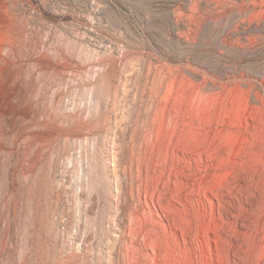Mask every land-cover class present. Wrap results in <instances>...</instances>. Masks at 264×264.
Instances as JSON below:
<instances>
[{"label":"rangeland","instance_id":"1","mask_svg":"<svg viewBox=\"0 0 264 264\" xmlns=\"http://www.w3.org/2000/svg\"><path fill=\"white\" fill-rule=\"evenodd\" d=\"M110 263L264 264V0H0V264Z\"/></svg>","mask_w":264,"mask_h":264},{"label":"bare ground","instance_id":"2","mask_svg":"<svg viewBox=\"0 0 264 264\" xmlns=\"http://www.w3.org/2000/svg\"><path fill=\"white\" fill-rule=\"evenodd\" d=\"M242 2L244 3V4H248V3H253V4H258V0H242ZM156 118V117H155ZM160 122V121H159ZM173 124H175L174 122H173ZM190 125V124H189ZM151 126V125H150ZM161 126V125H160ZM163 127H164V125H163ZM175 127V126H174ZM149 128V127H148ZM174 129V128H173ZM189 129V128H188ZM156 130V129H155ZM147 131V130H146ZM191 131V130H190ZM192 133V132H191ZM144 134V133H143ZM146 134V133H145ZM158 134H159V132H158ZM147 136V135H146ZM145 136V137H146ZM158 136V135H157ZM190 137H191V135H190ZM151 138V137H150ZM159 138V137H158ZM139 140H141V139H139ZM157 140V139H156ZM143 144H144V142H143ZM160 146V145H159ZM147 149H148V147H147ZM140 151H141V149H140ZM113 154H114V152H113ZM133 155V154H132ZM145 155V154H144ZM143 156V155H142ZM132 157V156H131ZM103 159H104V157H103ZM115 159V158H114ZM113 159V160H114ZM127 160V159H126ZM134 159H132V161H133ZM114 162H116V161H114ZM128 162V161H127ZM143 162V161H142ZM133 163V162H132ZM138 164V163H137ZM141 164V163H140ZM95 165V164H94ZM110 165V164H109ZM117 165V164H116ZM104 166V165H103ZM111 166V165H110ZM118 166V165H117ZM132 166V165H131ZM101 169V168H100ZM116 169H118V168H116V166H115V168H114V170H116ZM132 169V168H131ZM118 171V170H117ZM117 171H114V172H117ZM133 172V171H132ZM87 174H89V173H87ZM114 174H117V173H114ZM135 175V174H134ZM103 176V175H102ZM124 177V176H123ZM128 178V177H127ZM132 178H134V177H132ZM122 179H124V178H122L121 177V175L120 174H118V184H117V195L115 196V202H116V207H118V205L121 203L120 201H119V198H121L120 197V194H121V192L122 191H126L127 190V186L126 185H124V183H123V180ZM135 179V178H134ZM140 189V188H139ZM128 191V190H127ZM127 194H128V192H126ZM125 194V193H124ZM106 199V198H105ZM107 200V199H106ZM112 200V199H111ZM125 201V200H124ZM111 202V201H110ZM120 202V203H119ZM127 205V204H126ZM133 205V204H132ZM123 206V205H122ZM117 214H118V212H117ZM114 216H116V215H114ZM131 218H133V217H131ZM114 223H113V226H112V238H113V241H115L114 243H116L117 241L119 242L120 240H122V241H126L125 240V238L127 237V236H130L131 237V234L130 233H133V232H130L129 234L127 233V231H126V225L123 223V222H119L118 221V219H117V217H114V221H113ZM131 222V221H130ZM130 224V223H129ZM139 225V224H138ZM136 227V226H135ZM138 227V226H137ZM137 230V229H136ZM131 231V230H130ZM134 231V230H133ZM135 235V234H134ZM132 236H133V234H132ZM136 236V235H135ZM87 237V236H86ZM86 240H87V238H85ZM106 239V238H105ZM133 240V239H132ZM134 242V241H133ZM141 242V241H140ZM142 243V242H141ZM111 244V243H110ZM116 245H118V244H115L114 246H116ZM81 246V245H80ZM114 249H112L111 251L108 249V251H110V252H108L109 254H110V260H113V259H115L114 258V255L116 254V255H118L117 254V251H115V249H117V248H115V247H113ZM121 248V247H120ZM134 248V247H133ZM111 249V248H110ZM131 249V248H130ZM134 250V249H133ZM138 250V249H137ZM133 252V251H132ZM115 255V256H116ZM119 255H120V252H119ZM128 255V254H127ZM121 256V255H120ZM126 256V255H125ZM137 256V255H136ZM147 256V255H146ZM135 257V256H134ZM112 258V259H111ZM126 258V257H125ZM132 258V257H131ZM147 258H149V257H147ZM100 259V258H99ZM104 259V258H103ZM135 259V258H134ZM145 259H146V257H145ZM131 260V259H130ZM141 260V259H140ZM109 261V260H108ZM126 261H127V258H126ZM132 261V260H131ZM102 262V261H101ZM138 262H139V260H138ZM146 262V261H145ZM148 262V261H147ZM103 263V262H102ZM111 264V263H110ZM123 264H125V263H123ZM127 264V263H126Z\"/></svg>","mask_w":264,"mask_h":264}]
</instances>
